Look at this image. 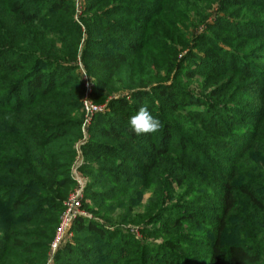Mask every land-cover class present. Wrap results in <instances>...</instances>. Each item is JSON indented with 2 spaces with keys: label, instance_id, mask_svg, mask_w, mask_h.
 <instances>
[{
  "label": "trees",
  "instance_id": "trees-1",
  "mask_svg": "<svg viewBox=\"0 0 264 264\" xmlns=\"http://www.w3.org/2000/svg\"><path fill=\"white\" fill-rule=\"evenodd\" d=\"M87 1L82 47L72 0H0V264L47 262L77 184L80 63L92 101L130 94L92 120L82 208L96 219H76L56 264H264V0ZM196 78L202 96L181 85ZM141 106L161 127L137 136Z\"/></svg>",
  "mask_w": 264,
  "mask_h": 264
},
{
  "label": "rangeland",
  "instance_id": "rangeland-1",
  "mask_svg": "<svg viewBox=\"0 0 264 264\" xmlns=\"http://www.w3.org/2000/svg\"><path fill=\"white\" fill-rule=\"evenodd\" d=\"M73 3H74V6H75V18L77 20V22L80 24V25H83V30H84V37H83V40H82V43H81V46L84 47L85 44H86V40L88 38V35H87V25L86 23L84 22V20H80V17L82 16H85L86 15V9H87V5H88V1L87 0H72ZM221 16L222 17V14H220L219 12V9H218V5L217 4H214L213 5V8L211 10H208V22H213L216 17H219ZM204 31H206V24L202 25V26H191L187 31H186V34H187V39L189 41H193L197 36H199L200 34H202ZM258 45V42H247L246 45L243 47V52L244 51H248L249 53H254V54H257L258 52H255L257 51L256 49V46ZM81 47V49H82ZM80 49V50H81ZM186 54V52H183L181 51L180 52V55H179V58H182L184 55ZM79 68L76 72V74L78 75V78L80 79V81L82 80L81 78V74H80V68L82 66V64L80 63L79 64ZM187 67H190L189 64H187ZM84 69V68H83ZM85 70V69H84ZM87 72V71H86ZM133 72V68H129L128 71H127V75L130 76V74H132ZM221 81V80H219ZM83 82V80H82ZM203 80L201 78L200 79H193V80H188V81H183L182 82V87L183 89L187 92V93H193L195 95H201L203 94L204 90L206 89L204 86H203ZM229 82L228 80L224 81L221 83V85L223 86L225 83ZM95 83V82H94ZM130 94V90H123V91H120V92H117V93H114V94H111L109 97L110 99H108L109 101L113 98H118V97H121V96H125V95H128ZM109 101H106L104 103H100V102H95L93 100V103L101 108H103L104 112L107 110L106 107L108 106V102ZM104 112H99L97 114H104ZM106 113V112H105ZM93 120V119H92ZM92 125V122L89 126V129H88V137L86 140L83 141L82 145L78 146V143L77 144V152H78V156L74 162V165L72 167V170L74 169V166L75 164L78 162V164L80 165L79 166V178L84 180L87 184H86V187L87 185L89 184L90 180L92 179V177L88 174V172L86 171H82L81 168L82 166L84 165L85 163V158H84V155H83V150H82V147L88 143L89 139H90V127ZM238 130L240 131H243V127L239 126V128H237ZM225 134H228L227 132H225ZM84 138V137H83ZM210 157V156H209ZM77 188V184L73 187V189L70 191L68 197L76 190ZM264 193V192H263ZM151 195L147 194L145 195V197L143 198L142 200V207H140L136 212L133 213V215L137 216V215H142L144 216V214L146 213V207H147V202L149 200ZM68 197L66 198V200L68 199ZM195 197V196H194ZM191 199H194V198H190V199H187V201H190ZM65 200V201H66ZM197 201V200H196ZM82 205H83V202H82ZM89 205H92V202H89ZM84 211L87 213V216L85 217L86 219L90 220V219H96L95 215L84 209ZM145 226H134V225H123V229H127L128 231L130 230L136 237L137 239L141 240V241H145V238L143 237L142 234H140L139 232V229H142L144 228ZM150 228V227H149ZM149 242H154L156 243L157 241L153 240V239H150ZM159 243V242H157ZM49 253V252H48ZM47 261H48V258H47ZM46 264H48L46 262ZM54 264H56V262L54 261Z\"/></svg>",
  "mask_w": 264,
  "mask_h": 264
},
{
  "label": "built area",
  "instance_id": "built-area-1",
  "mask_svg": "<svg viewBox=\"0 0 264 264\" xmlns=\"http://www.w3.org/2000/svg\"><path fill=\"white\" fill-rule=\"evenodd\" d=\"M81 78L85 84V96L82 99L84 122L82 125L83 139L78 146L82 145L83 141L88 137V129L94 116L104 111L103 108L95 105L90 98V93L93 87V79L86 73V71L80 68ZM78 149V147H77ZM79 164H75L72 170V176L77 182L76 190L68 197L64 202V211L60 217L59 224L57 226L55 236L49 248L48 264H54L57 254L69 243L73 241L74 233L73 226L77 218L86 217L87 213L82 208V202L84 198V190L86 188V182L79 178Z\"/></svg>",
  "mask_w": 264,
  "mask_h": 264
},
{
  "label": "clouds",
  "instance_id": "clouds-1",
  "mask_svg": "<svg viewBox=\"0 0 264 264\" xmlns=\"http://www.w3.org/2000/svg\"><path fill=\"white\" fill-rule=\"evenodd\" d=\"M129 126L137 136L154 133L161 127L160 121L151 115L147 106H141L137 114L130 117Z\"/></svg>",
  "mask_w": 264,
  "mask_h": 264
}]
</instances>
